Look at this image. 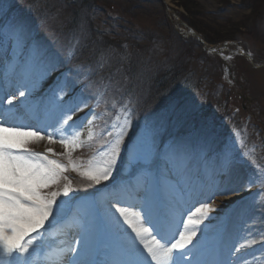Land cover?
I'll return each mask as SVG.
<instances>
[{"label":"rangeland","instance_id":"rangeland-1","mask_svg":"<svg viewBox=\"0 0 264 264\" xmlns=\"http://www.w3.org/2000/svg\"><path fill=\"white\" fill-rule=\"evenodd\" d=\"M97 1L90 11L79 3L76 7L78 16L75 18L68 12H61L59 8L57 16L45 20L48 27L40 38L34 37L37 26L22 16L23 10L9 12L10 4L16 3V0H0V30L4 26L2 37L13 39L10 46L13 57L7 62L8 65L25 54L21 74L11 79L18 88L12 92L17 99L13 105H7V109H11L8 112L11 117L9 120L14 124L32 126L34 130L47 128V132H53V127H48L53 125L57 129L54 133L56 142L49 143L35 136L22 137L29 141L25 147L34 148L36 153L52 149L47 153L48 157L57 160L63 158L68 163L65 170L74 177V182L70 183L62 176L63 179H59L57 184L43 190L62 192L66 184L71 188L67 197H57L58 202L65 201L62 211L55 220L49 218L45 223L48 229L45 247L49 244L63 247L74 238V242L71 246L67 244L66 249H77L80 264H94L99 254L103 263L106 261L108 264L112 260L132 258L127 239L113 237L110 232L111 226L119 230L122 226L126 232L129 230L128 236H135L124 223L123 216L116 211L118 206L130 215L138 214L141 218L148 213L157 227L147 223L146 219L142 220L143 226L151 228V236L157 239H160L156 235L157 231L167 229L172 222H186L188 216L194 220L203 218V223L195 226L197 237L193 244L196 247L188 246L192 248L189 255H192L193 260L197 257L194 264H198L206 247L220 233L235 202L245 201L241 197L246 194L251 197L250 193L264 190V67L255 68L247 59L235 55L223 62L218 57L205 54L197 42L194 44L180 40L167 19L165 8L157 0ZM190 1L193 4H188L189 9L177 0L168 2L178 10L182 19L195 24L205 40L215 44L216 39H234L242 43L244 51L250 53L257 64L264 63V22L257 20L259 14L264 17V0ZM49 2L54 7L61 4L58 0ZM39 8L43 10V7ZM87 18L94 22V32L99 29L111 38L113 44L120 43V53L125 60L123 63L120 61L119 69L110 74L117 75L115 81L118 83L113 84L117 89L121 82L134 85L135 88L125 90L137 96L132 107L137 108L138 104L140 108L143 93L145 90L149 93L153 85L150 102L156 109L150 113L149 120L140 124L139 135L134 134L138 119L134 115L137 111L126 107L127 97L119 95L124 103L122 108L116 107L117 103L112 99L107 105L100 104L99 109L96 108L105 89L103 78L107 76L88 85L82 80L83 74H93L95 70L74 68L59 87L62 91L58 92L55 97L57 104L51 109L56 110L62 105L60 117L73 109L70 127L58 122L60 117L53 120L44 107L38 108L43 88L52 81L53 72L57 66H62L61 58L67 55L55 50L50 57L45 58L46 52H43L39 42L36 44L38 48L34 44L29 45L25 43V36L23 43L18 45L9 26L14 21H23L27 36H32L34 41L37 38L42 42L41 46L47 47L51 46L54 38L58 39L57 35L63 37L70 32L69 41L64 37L67 39L66 44L71 45L68 50L87 47L86 56L93 60L92 48L87 46L90 42ZM69 23H74L72 30ZM29 46L30 52L27 49ZM110 49L114 50L111 55H99L107 69L116 65L120 57L119 49ZM40 58L43 59L41 66L32 67ZM131 60L133 64L129 68ZM110 81L112 78L108 79ZM78 85L82 87L81 91H87L82 100L77 106L69 101L63 104L62 98L74 92ZM21 90L25 92L24 97H19ZM154 98L156 101H153ZM160 118V122L171 121L169 129L159 127L157 121ZM75 119L80 122H75ZM145 123L148 125L145 126ZM47 132L42 134L46 135ZM164 135L169 137L164 140ZM72 137H75V141L71 145L58 142L62 138ZM117 139H122V143L111 176L96 184L85 173L106 166ZM124 154L128 158V161L125 160L124 172L132 174V178L120 182L118 177H114L117 173L114 168L122 162ZM193 158L199 161H193ZM158 160L168 161L165 176L158 170L160 164L154 163ZM106 183L103 193L94 194ZM76 192L91 194L87 196L89 198L76 203L79 197ZM263 192L250 199L254 211L249 219L252 223H257V212L260 213V222L264 223ZM101 202L105 205V217L98 214ZM204 204H209L210 210L202 209ZM66 219H71L78 227L73 237L66 234L62 227L58 228ZM179 231H184L183 226ZM107 237L114 239V244L109 243L110 247L106 244ZM85 238L87 247L82 248V244L76 242H83ZM146 239H150L147 234ZM204 241H208L206 246L203 245ZM139 247L143 249L142 244ZM143 251L149 264L153 263L146 249Z\"/></svg>","mask_w":264,"mask_h":264},{"label":"snow or ice","instance_id":"snow-or-ice-1","mask_svg":"<svg viewBox=\"0 0 264 264\" xmlns=\"http://www.w3.org/2000/svg\"><path fill=\"white\" fill-rule=\"evenodd\" d=\"M14 34L17 44L23 43L26 24L23 21H14L9 26ZM211 51H218L212 49ZM223 56V51H220ZM231 59V57H225ZM25 92L19 91V97H24ZM17 97L13 95L7 100L9 105ZM73 109H69L60 117V123L69 126L72 120ZM6 112H11L7 109ZM47 132V128L33 129L32 126L11 123L9 119L0 120V264H80V253L76 248L54 249L52 245L45 247V235L48 229L45 223L56 219V216L62 211L65 201H57V197L63 195L67 197L71 191L69 185H64L62 192L60 190L45 192L53 184H57L65 166L54 159H49L47 153L52 149H47L43 153H35L28 150L25 145L29 141L22 137L35 136L40 140L46 139L49 143L56 142L55 131ZM127 127V122L125 123ZM47 132L46 135L42 134ZM110 134V133H109ZM123 132L121 133V137ZM75 137L71 139H60L58 142L65 145L74 143ZM122 139H117L112 146V155L110 161L104 168H97L85 173L88 178L99 184L100 181L107 180L111 176L112 167L120 153V144ZM209 204L202 205V209L210 210ZM123 221L129 226L135 236H128L127 232L120 227L127 239V245L131 250L132 258L115 261L114 264H149L144 257V249L154 264H192L191 260L186 259L192 248L194 238L197 237V227L203 223V218L193 219L188 216L187 221L181 220L179 224L172 222L167 229H160L156 236H151V228L144 227L142 220L153 224L148 213L141 218L138 214L130 215L125 209L116 207ZM200 211V210H198ZM188 225H194L189 228ZM183 226L184 231H179ZM51 223H49V228ZM44 230L41 232L40 230ZM35 233V235H32ZM146 234L150 239H146ZM201 234L202 230H201ZM178 235V239L175 237ZM39 238V239H37ZM175 239V242L172 240ZM163 241V243L161 242ZM143 245V249L139 244ZM82 248L87 247V239L83 242ZM199 243V241H197ZM170 244V246H169ZM191 245L192 248L188 246ZM249 246L241 243L239 247L234 248L236 253ZM247 264V261H245Z\"/></svg>","mask_w":264,"mask_h":264},{"label":"bare ground","instance_id":"bare-ground-1","mask_svg":"<svg viewBox=\"0 0 264 264\" xmlns=\"http://www.w3.org/2000/svg\"><path fill=\"white\" fill-rule=\"evenodd\" d=\"M163 168L167 169V166L163 165ZM230 188H232V186ZM241 199L247 201L248 197L243 196L241 197ZM245 201L235 202L233 206L234 210L236 209L238 211H243V212L234 216V220L236 221V224L235 225L233 224V227L235 228L234 236H233L234 245H232L231 250H230L231 256H229L228 258L229 260L228 264H245V261H247V264H264V254L258 252L259 248L263 246V245L259 246L258 243L263 242L264 244V223L260 222L259 212L256 213L257 223L255 221L254 224H251L250 221L247 220L248 217L252 216V212L247 210L246 208L244 209L243 203H245ZM241 218L244 221H241ZM228 222L229 221L227 219L226 222L224 223V230H223L224 233L222 232L217 237L214 246L211 248V253L207 257L206 262L203 263L202 260H200L198 264H218L219 255L223 256V251L221 250L223 249V247H226L225 230L227 229L226 232H227L228 237H230V234L231 235L233 234V232L230 231ZM246 233H248V235ZM206 242L208 241H204L203 245L206 246ZM241 243H246L249 246H247L245 249H241L240 253H236L234 251V248L239 247ZM191 256L192 255H188L186 259L191 260L192 264H194L195 259L193 260ZM254 256L256 258H254ZM151 264H154V262ZM219 264H221V259H220Z\"/></svg>","mask_w":264,"mask_h":264},{"label":"trees","instance_id":"trees-1","mask_svg":"<svg viewBox=\"0 0 264 264\" xmlns=\"http://www.w3.org/2000/svg\"><path fill=\"white\" fill-rule=\"evenodd\" d=\"M48 0H30V3H31V7L32 6H44L43 7V10H42V13H40L41 15L45 14L46 16H48L49 18H54V16H57V10L60 8L61 12H68L69 14H71V17L75 18L78 16V12L76 11V7L78 6V4L80 3L82 6H86L87 8V11H90V9L92 7H94V3L97 4V0H75L74 2L71 1V0H58L61 4L57 5L54 7V5L52 6L50 3L47 2ZM97 1V2H96ZM178 2H181L182 5L189 9L188 7V4H191L192 2L190 0H177ZM258 0H254V2H257ZM42 2V3H41ZM77 2V3H76ZM95 4V6H96ZM193 4V3H192ZM41 6V7H42ZM47 6V7H46ZM71 7H74L72 9V11H70L69 9ZM55 9V10H54ZM258 22L262 21L264 22V17L261 16L259 14L258 18H257ZM86 22L89 23V26H90V30L88 31L89 33V37H90V44L93 45V48H92V54H94L93 56H98V54H101L102 52H105L107 54H110L112 51L114 50H111L110 48H113L116 47L117 49H119V53H120V43H116V44H113L112 41H111V38L108 36H106L105 34H103V32H101L99 29H96V31L94 32V29H95V24L94 22H92V19L91 18H87L86 19ZM191 23V22H190ZM70 24V27L72 29V26L74 25V23H69ZM193 26L195 24L191 23ZM231 39V38H230ZM216 41H221L220 39H216ZM109 50V51H108ZM111 55V54H110ZM124 57L122 55V53H120V57H119V60L117 61V64L114 65V67L110 70V71H117L119 69V66H120V61L123 63L124 61ZM133 61L131 60V63H130V66L129 68H131L132 66V63ZM136 63H134L135 65ZM153 90V85H151L150 87V91H149V97L147 98L148 101L151 100V97L153 96L151 94ZM174 98V97H172ZM153 101H156V98H154ZM146 106V105H144Z\"/></svg>","mask_w":264,"mask_h":264},{"label":"water","instance_id":"water-1","mask_svg":"<svg viewBox=\"0 0 264 264\" xmlns=\"http://www.w3.org/2000/svg\"><path fill=\"white\" fill-rule=\"evenodd\" d=\"M201 42L204 44V42L201 40Z\"/></svg>","mask_w":264,"mask_h":264}]
</instances>
